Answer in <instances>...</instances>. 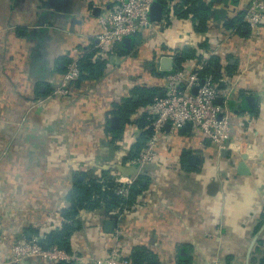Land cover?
<instances>
[{
  "label": "crops",
  "instance_id": "1",
  "mask_svg": "<svg viewBox=\"0 0 264 264\" xmlns=\"http://www.w3.org/2000/svg\"><path fill=\"white\" fill-rule=\"evenodd\" d=\"M110 1L0 0V212L31 216L29 226L0 217V256L10 239L30 238L40 225L61 226L73 173L121 174L116 165L140 150L149 103L124 122L112 111L126 98L138 100L134 89L161 92L164 76L175 70L176 49L187 46L199 57L182 68L212 55L234 66L222 68L218 79L226 80L216 102L226 107L230 138L243 152L217 149L191 126L165 128L155 162L146 176L137 175L145 187L134 202L118 219L102 208L81 210L70 250L96 257L118 243L127 255L144 247L158 264H259L252 257L262 255L264 242V27L246 25L248 0H204L211 5L204 33L190 18L169 15L170 3L151 34L136 36L121 53L116 48L120 58L103 59L101 76L75 83L70 97L53 96L71 60L91 51L92 62L103 61L94 59V45L98 16ZM244 154L247 173L238 169Z\"/></svg>",
  "mask_w": 264,
  "mask_h": 264
},
{
  "label": "built area",
  "instance_id": "2",
  "mask_svg": "<svg viewBox=\"0 0 264 264\" xmlns=\"http://www.w3.org/2000/svg\"><path fill=\"white\" fill-rule=\"evenodd\" d=\"M155 1L158 0H111L106 12L98 16L100 31L96 35L94 59H108L111 55L118 59L120 57L114 56V51L125 38L131 37L133 40L136 36L151 34L150 31L155 29V21L150 19L149 14ZM168 11L169 15L174 16L171 8H168ZM243 18L251 30L263 28L264 0H248ZM205 62L204 59L198 60L192 69L185 67L175 69L164 76L163 90L153 97L148 106V113L151 116V134L137 155L128 163L126 161L124 166H142L155 162L158 142L166 124H169L173 130H179L190 123L191 127L207 137L217 149L243 152L239 149V143L230 138L231 119L226 107L216 102L223 93L220 86L226 78L214 79L208 74L202 78L199 70ZM80 75L81 71L75 58L67 63L59 82L52 90V95L70 97L73 85ZM227 95L228 93L224 92L223 96L228 98ZM252 144L248 142L245 147L252 149L254 146ZM137 178V175L114 176V181L118 185L116 193L128 197L130 187ZM130 205H126L123 209L116 208L105 212L108 216L118 219V212ZM22 211L21 209H1L0 217L8 220L9 223L17 221L19 226H29L30 211L28 213ZM49 230L45 225H40L37 233L30 238L10 239L8 254L0 256V264H56L59 261L74 264H137L124 253L118 243L110 247L106 253L96 257H87L57 245L43 248L40 240ZM112 233L114 237L118 236L117 227H114Z\"/></svg>",
  "mask_w": 264,
  "mask_h": 264
},
{
  "label": "trees",
  "instance_id": "3",
  "mask_svg": "<svg viewBox=\"0 0 264 264\" xmlns=\"http://www.w3.org/2000/svg\"><path fill=\"white\" fill-rule=\"evenodd\" d=\"M163 6L170 4L174 15L177 18H190L193 23V28L198 33H204L208 29V18L211 10V5L204 0H181L180 3H173L172 0H158ZM237 21V20H236ZM245 24V23H244ZM231 27L236 26L235 23H231ZM243 23L237 21V30L242 32ZM135 38L132 40L134 43ZM206 44H201L204 47ZM132 46V45H131ZM121 52L126 49L121 45L118 46ZM91 51L77 60L78 66L81 71L79 79L75 82L79 83L81 79L98 78L101 76L103 68L105 66V60L103 61H91ZM175 69H182L183 63L187 59L198 58L196 50L183 46L176 49L175 55ZM229 68V71L233 69V65L228 62L223 65L217 55H212L206 62L204 67L199 71L200 76L203 78L206 74L211 75L214 79H218L222 68ZM137 94H140L138 100L133 98H126L120 104H117L116 110L112 111L113 114L119 115L121 121H127L131 112L139 104L150 103L153 97L158 94L157 89H151L146 91H139L134 89ZM146 95V97H145ZM151 116L145 121H141V125L144 127V131L139 135V142L135 145V148L139 150L148 139L151 134ZM141 141V142H140ZM135 152H132L134 154ZM71 189L67 196L70 206L61 209V216L63 222L61 226L52 228L46 232L41 238L40 243L42 246L57 245L61 248L70 250V238L75 230L79 227L78 215L81 210H94L102 208L105 211L112 209H123L126 205H130L134 202L136 195L145 187L140 178L136 179L130 187V194L128 197H123L116 193L117 183L114 181V175H108L107 171H103L101 177L89 176L82 171H76L71 177ZM260 252L262 255L256 258L259 264H264V242L260 243ZM129 257L133 262L137 264H158L156 257L146 250L144 247H136ZM158 262V263H157ZM56 264H74L66 261H59Z\"/></svg>",
  "mask_w": 264,
  "mask_h": 264
},
{
  "label": "water",
  "instance_id": "4",
  "mask_svg": "<svg viewBox=\"0 0 264 264\" xmlns=\"http://www.w3.org/2000/svg\"><path fill=\"white\" fill-rule=\"evenodd\" d=\"M162 11H163V5L161 3H159L158 1H155L152 4L151 9H150V14H149L150 19L152 21H159L161 19V16H162ZM121 44L126 49L130 48L132 45L131 37L125 38ZM189 126H191V124L187 123L184 127H189ZM169 127H170V125L166 124L165 128H169ZM223 151L225 152L226 150L224 149ZM246 157H247V155H245V154L242 155L241 161H239V163H238V169L241 173H247L248 172V169L246 167V163L244 161L246 159ZM151 166H152L151 164H145L142 166H138V165L124 166L123 164L119 163L116 165V168L121 174H123L125 176H131V175L146 176L147 173H145V171L150 169ZM110 223L113 225L114 221L110 220ZM43 248H47V246L44 245ZM22 264H24V263H22Z\"/></svg>",
  "mask_w": 264,
  "mask_h": 264
}]
</instances>
